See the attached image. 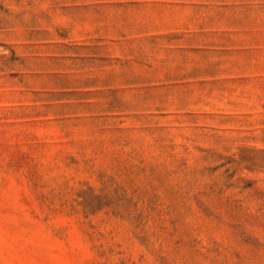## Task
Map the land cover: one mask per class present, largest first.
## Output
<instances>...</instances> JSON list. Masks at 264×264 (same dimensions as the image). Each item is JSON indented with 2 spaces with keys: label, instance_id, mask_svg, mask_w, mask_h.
<instances>
[{
  "label": "rangeland",
  "instance_id": "374dc122",
  "mask_svg": "<svg viewBox=\"0 0 264 264\" xmlns=\"http://www.w3.org/2000/svg\"><path fill=\"white\" fill-rule=\"evenodd\" d=\"M0 264H264V0H0Z\"/></svg>",
  "mask_w": 264,
  "mask_h": 264
}]
</instances>
